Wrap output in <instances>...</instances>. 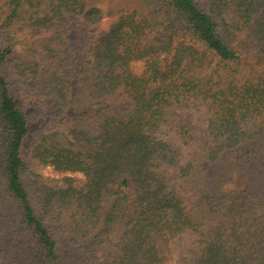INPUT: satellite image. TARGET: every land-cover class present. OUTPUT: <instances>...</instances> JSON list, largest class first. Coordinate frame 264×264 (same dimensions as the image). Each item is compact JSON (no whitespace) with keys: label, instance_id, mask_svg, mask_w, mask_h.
Wrapping results in <instances>:
<instances>
[{"label":"trees","instance_id":"1","mask_svg":"<svg viewBox=\"0 0 264 264\" xmlns=\"http://www.w3.org/2000/svg\"><path fill=\"white\" fill-rule=\"evenodd\" d=\"M0 31V264H264V0H0Z\"/></svg>","mask_w":264,"mask_h":264},{"label":"rangeland","instance_id":"2","mask_svg":"<svg viewBox=\"0 0 264 264\" xmlns=\"http://www.w3.org/2000/svg\"><path fill=\"white\" fill-rule=\"evenodd\" d=\"M100 7L102 9H106L107 7V2H101L100 3ZM116 17H112V16H105L102 21H101V28L106 30L110 27V25L115 21ZM152 37V35H149L148 38L150 39ZM2 44V33L0 31V45ZM76 89V88H75ZM74 89V90H75ZM27 107L30 111V113L33 115L34 120L32 123V127H31V137H34L38 131L42 128L43 126V117L40 115L39 113V106L37 105L36 102L34 101H30L27 103ZM196 128L198 130L199 133H204L205 131V126L203 124V122H198L196 123ZM42 175L41 177L44 178L45 180L49 181V182H53L55 183L56 181L60 180L61 178H63L66 175H70L75 177L77 180H81L83 178L82 174H77V173H69V174H57L56 172H54V170L52 169V167L47 166L45 168H43L42 170ZM104 252H109L110 249L109 248H104L103 249ZM171 264H176L175 262H172Z\"/></svg>","mask_w":264,"mask_h":264}]
</instances>
